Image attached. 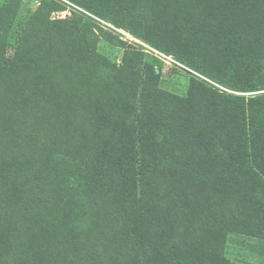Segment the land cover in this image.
<instances>
[{"label":"trees","instance_id":"16d2710c","mask_svg":"<svg viewBox=\"0 0 264 264\" xmlns=\"http://www.w3.org/2000/svg\"><path fill=\"white\" fill-rule=\"evenodd\" d=\"M68 1L0 6V264H234L229 233L264 240V0Z\"/></svg>","mask_w":264,"mask_h":264},{"label":"rangeland","instance_id":"374dc122","mask_svg":"<svg viewBox=\"0 0 264 264\" xmlns=\"http://www.w3.org/2000/svg\"><path fill=\"white\" fill-rule=\"evenodd\" d=\"M5 0H0V6ZM20 10L21 23L36 9L31 1H23ZM40 6V5H39ZM38 7V6H37ZM55 13L54 16H60ZM103 29L110 31L111 41L104 38L103 33L97 43V51L102 56L116 64H120L125 50L135 49L143 53V60L160 67L159 87L168 92L185 95L194 71L176 61L172 56L152 48L137 37L131 30L118 28L109 23L100 22ZM118 41V42H117ZM120 41V42H119ZM184 68L190 70L188 72ZM217 85V84H215ZM218 86V85H217ZM221 89H224L218 86ZM227 90V89H226ZM229 92V90H227ZM224 253L234 264H264V240L237 233H229L226 239Z\"/></svg>","mask_w":264,"mask_h":264},{"label":"built area","instance_id":"2783aa9c","mask_svg":"<svg viewBox=\"0 0 264 264\" xmlns=\"http://www.w3.org/2000/svg\"><path fill=\"white\" fill-rule=\"evenodd\" d=\"M23 1H29V0H23ZM30 1H31V3H32L35 7H37V6L41 5V3H42L43 0H30ZM58 1L62 2V3L65 5V9L62 11V16H64V17H66V16L69 15L71 9L84 11L83 9L79 8L78 6H76V5H74L73 3L69 2L68 0H58ZM84 12H85V11H84ZM85 13H87V12H85ZM87 14H88V13H87ZM96 19H97L98 21H100V22H104V21L101 20V19H98V18H96ZM105 23H106V22H105ZM225 90H226V89H225Z\"/></svg>","mask_w":264,"mask_h":264},{"label":"water","instance_id":"95a60500","mask_svg":"<svg viewBox=\"0 0 264 264\" xmlns=\"http://www.w3.org/2000/svg\"><path fill=\"white\" fill-rule=\"evenodd\" d=\"M184 70H186V71H188V72H191L190 70H188V69H186V68H184Z\"/></svg>","mask_w":264,"mask_h":264}]
</instances>
